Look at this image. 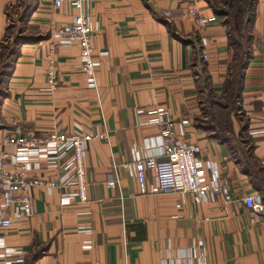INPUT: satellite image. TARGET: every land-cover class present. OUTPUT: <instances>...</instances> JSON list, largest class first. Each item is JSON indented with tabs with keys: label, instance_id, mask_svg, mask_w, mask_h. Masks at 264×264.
Instances as JSON below:
<instances>
[{
	"label": "crops",
	"instance_id": "0c3cea01",
	"mask_svg": "<svg viewBox=\"0 0 264 264\" xmlns=\"http://www.w3.org/2000/svg\"><path fill=\"white\" fill-rule=\"evenodd\" d=\"M17 1L0 0V51ZM33 1L0 104V149L16 130L106 137L87 150L89 202L61 208L58 191L34 188V214L0 227V264H22L19 256L23 264H161L200 241L210 264H264V214L243 202L254 192L264 199V0L237 48L232 24L212 0H94L88 12L100 27L96 87L83 72L79 46L50 49L79 11ZM192 8L208 21L196 22ZM247 52L241 76L237 63ZM51 60L59 79L53 91ZM158 111H167L181 141L217 167L228 194L197 202L183 192L140 193L130 167L136 151H160L162 127L150 120Z\"/></svg>",
	"mask_w": 264,
	"mask_h": 264
},
{
	"label": "built area",
	"instance_id": "2783aa9c",
	"mask_svg": "<svg viewBox=\"0 0 264 264\" xmlns=\"http://www.w3.org/2000/svg\"><path fill=\"white\" fill-rule=\"evenodd\" d=\"M93 1L54 0L55 8L59 9L70 3L79 13L71 24L56 31L58 40L51 42L50 49L55 51L59 42L79 46L83 72L90 86L96 87V71L100 60L95 55L94 38L100 27L93 22L88 12ZM191 15L198 23L205 24L208 21L200 15L197 8L191 9ZM107 54L104 51L100 56ZM47 76L48 89L56 90L59 79L53 60ZM150 120L162 127V133L157 137L160 151L152 154L136 151L130 167L141 194L183 192L200 202L208 195L229 193V189L220 183L217 167L210 162L204 163L197 155V147L181 141L176 129L177 121L167 111H158ZM105 137L101 132L52 131L36 135L17 130L6 136L0 149V227L9 229L14 219L30 218L34 214L32 190L37 187L44 188L49 193L58 191L61 208L88 203L87 150L93 140ZM207 170H211L210 175ZM37 171H50L54 175H35ZM150 176L155 177V183H151ZM115 184L114 180L109 182L111 186ZM243 202L254 214H264V199L259 192L246 195ZM4 243L5 240L1 237L0 246H4ZM181 257L173 258L169 254L168 259L161 264H182V260L188 261L187 264H210L207 249L201 241L196 248ZM18 258L19 263L24 261L23 257Z\"/></svg>",
	"mask_w": 264,
	"mask_h": 264
},
{
	"label": "rangeland",
	"instance_id": "374dc122",
	"mask_svg": "<svg viewBox=\"0 0 264 264\" xmlns=\"http://www.w3.org/2000/svg\"><path fill=\"white\" fill-rule=\"evenodd\" d=\"M33 3H34L33 0H18L15 6L13 7L12 13H11L13 15V20H12L13 24L9 27L7 38L1 47L2 55H5V53H8V52H14L15 49L18 50L19 42L17 45L15 43L16 39L20 38V42H21V40H23L22 32H24V30H26L27 28V17L25 20L22 21L21 16L25 14L26 12L28 13L27 16L29 15V10L31 9L30 7L33 6ZM211 3H212L211 5L217 10V12L223 15L222 18H224L225 20L227 19V20L232 21V25L234 27V24H235L234 16L235 15H234V10H232L231 6L227 4L225 0H212ZM28 4H30V6H28ZM235 35L236 37L238 36L237 32H235ZM10 61L11 59L7 57L0 58V104H1V101L8 94L7 89H6V84H7L8 76L11 72V69L9 70V68H5V64L7 65V63H9L8 65H10ZM2 73H8V75L3 76ZM24 262H25V259L22 262V264Z\"/></svg>",
	"mask_w": 264,
	"mask_h": 264
},
{
	"label": "trees",
	"instance_id": "16d2710c",
	"mask_svg": "<svg viewBox=\"0 0 264 264\" xmlns=\"http://www.w3.org/2000/svg\"><path fill=\"white\" fill-rule=\"evenodd\" d=\"M225 1L227 2V4H229L231 6L232 10H234L235 24H234V27L232 25L233 31L237 32L238 37L245 38L246 42H247L249 37H250L249 31H250V26L252 25V22H253V17L255 14V5H256L257 0H225ZM27 14L28 13L26 12L25 14H23L21 16L22 21L26 19ZM227 22L229 24H232L231 20H227ZM8 31H9V29H8ZM8 31H7V35H8ZM7 35H6V38H7ZM238 37H236V35H234L231 38V44L235 45V47L238 46ZM18 42L20 43V38H17L15 43L18 45ZM17 53H18V50H16V49L14 52L5 53V55H2V53L0 51V58L1 57H7V58L11 59L10 65H8L9 63H7V65L4 63L5 68H9V70L12 68V64L15 60V57L17 56ZM242 57H243V59H241ZM238 60L240 62L237 63V66H238V68L241 67L239 73L242 76L243 70L245 69L246 65L248 64V62L250 60L249 53L247 52L246 54L241 56L240 59H238ZM236 72L238 73V71H236ZM2 75L6 76V75H8V73H2ZM230 85H232V82L228 81L227 87H226L227 90L230 88Z\"/></svg>",
	"mask_w": 264,
	"mask_h": 264
}]
</instances>
